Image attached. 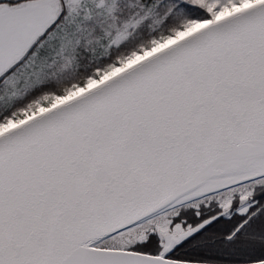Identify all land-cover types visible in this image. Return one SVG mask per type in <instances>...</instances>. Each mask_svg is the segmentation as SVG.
<instances>
[{
	"label": "snow or ice",
	"instance_id": "6c2138e0",
	"mask_svg": "<svg viewBox=\"0 0 264 264\" xmlns=\"http://www.w3.org/2000/svg\"><path fill=\"white\" fill-rule=\"evenodd\" d=\"M0 264H264V0H0Z\"/></svg>",
	"mask_w": 264,
	"mask_h": 264
}]
</instances>
